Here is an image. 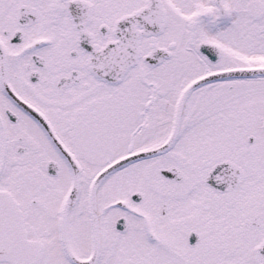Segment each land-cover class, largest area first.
I'll return each instance as SVG.
<instances>
[{
  "label": "snow or ice",
  "instance_id": "6c2138e0",
  "mask_svg": "<svg viewBox=\"0 0 264 264\" xmlns=\"http://www.w3.org/2000/svg\"><path fill=\"white\" fill-rule=\"evenodd\" d=\"M0 264H264V0H0Z\"/></svg>",
  "mask_w": 264,
  "mask_h": 264
}]
</instances>
